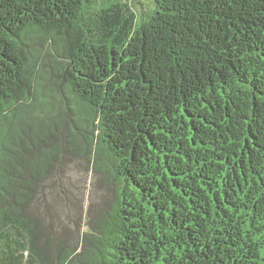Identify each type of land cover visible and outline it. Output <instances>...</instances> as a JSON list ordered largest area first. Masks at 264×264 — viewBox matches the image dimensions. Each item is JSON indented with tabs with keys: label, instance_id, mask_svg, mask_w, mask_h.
Here are the masks:
<instances>
[{
	"label": "trees",
	"instance_id": "16d2710c",
	"mask_svg": "<svg viewBox=\"0 0 264 264\" xmlns=\"http://www.w3.org/2000/svg\"><path fill=\"white\" fill-rule=\"evenodd\" d=\"M144 1L0 0V264H264V0ZM72 156L114 199L67 247Z\"/></svg>",
	"mask_w": 264,
	"mask_h": 264
},
{
	"label": "rangeland",
	"instance_id": "374dc122",
	"mask_svg": "<svg viewBox=\"0 0 264 264\" xmlns=\"http://www.w3.org/2000/svg\"><path fill=\"white\" fill-rule=\"evenodd\" d=\"M142 4L138 14L148 13L151 7L144 0ZM47 184L37 205L38 220L54 242L79 246L83 233L113 201L112 188L93 174L90 161L74 156L58 179Z\"/></svg>",
	"mask_w": 264,
	"mask_h": 264
}]
</instances>
